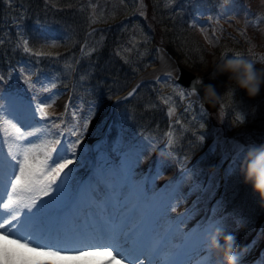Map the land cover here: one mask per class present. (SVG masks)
Wrapping results in <instances>:
<instances>
[{
  "label": "rangeland",
  "instance_id": "1",
  "mask_svg": "<svg viewBox=\"0 0 264 264\" xmlns=\"http://www.w3.org/2000/svg\"><path fill=\"white\" fill-rule=\"evenodd\" d=\"M54 3V0H50ZM224 0H222L223 3ZM226 1V0H225ZM79 2H82V5H79L81 9H84L87 11L88 15V22L90 25L89 32L91 33V38L86 39L83 42L82 46V52L87 53V51H90L89 44L93 41L94 43L98 42L101 36V31L104 27H109L111 23L115 21H123V30L127 31L125 36H121L118 38L117 43V53L121 57V59L125 63H132L134 69L140 71L144 69L146 62L148 61V64H151L152 62H155L158 60L159 56L163 55L166 56L167 53L165 51L157 50V46L155 44H159L160 41H165L168 45V38H173L174 41L178 40L180 36L182 35V25L179 23L177 26L176 24H172V22H176L174 19H172L169 14H167V10H170V14L173 17L174 16V9H176L175 6H178L180 4V0H79ZM169 4H171L172 7H169ZM253 9L255 8V5L252 6ZM213 9L209 5V0H194V4L192 5L191 9L187 14H191L189 18H192L194 15L195 22L198 25V29L201 30L204 36V39L207 43V46H209L211 49L214 48L213 54L207 55L202 54L199 51H196L194 46H192V43H196V38L189 34L190 40H184L183 46L186 51H188L189 55H196V58L199 57L201 64L196 66H193L190 62L187 61V59H182L179 57L178 52L172 50L175 55L178 57L180 62L185 65L186 67L190 68L191 70L196 71L200 79L201 77L204 78L206 84H210L209 81H207V78L209 74H207L209 68H211L212 64L214 62H220L223 59L230 58L229 56H221L219 55L218 51L215 49L218 47V44H214L213 42V36L211 35L210 28L211 26L210 22L217 23L215 25L214 32L221 29V23L223 22L226 27H229L231 30H233L236 33H242L244 29H247L248 27H252V31L255 33L254 45L257 46V52L259 53V57L264 60V49L262 48V40L260 39L261 32H255L253 30V24L256 26V23L253 22L251 25L247 22H244L243 16L245 13L244 6L238 2V0H230L228 3L223 5V8L221 9L220 13L216 14H210ZM212 13V12H211ZM134 19L130 24H128L129 16ZM93 19H95L96 22H91ZM128 24V25H127ZM250 25V26H249ZM95 34H94V33ZM163 32L166 34L167 37H163ZM249 33V31H247ZM262 32L263 29H262ZM55 33V31L53 32ZM53 36H56L53 34ZM92 39V40H91ZM98 39V40H97ZM164 39V40H163ZM167 40V41H166ZM153 48V50H152ZM193 49L195 52H193ZM153 51V54H152ZM159 52V53H158ZM149 54V55H148ZM144 55H148V60L146 58H143ZM259 58V59H260ZM195 63V61L193 62ZM254 65L257 68L264 67V61L262 60H255ZM18 71L19 66H17ZM144 71V70H143ZM173 72V71H172ZM176 72V69H175ZM171 74H168L167 76L163 77V81L161 83H164L165 81L169 83ZM26 78V77H23ZM217 78H221L222 75L217 76ZM19 79L22 80L20 77ZM226 82L227 80H222ZM161 83L158 85L159 91V99L167 104V114L169 117V120H171V123H173L170 134L172 138V145H178V139L182 138L184 141L190 145H197L198 143H201L204 149L210 147L211 152L213 154H217L220 158V161L223 163L221 166H218L217 170H210L208 172V179L212 181L213 178L221 179V182L225 183L228 179V177L237 174L238 172H231V166L238 162V164L243 168L246 173L247 167L249 164H252L254 160H256L255 157H253L252 151L258 150V146L255 145H246V144H257L254 142H248L247 141V132H249L245 125L241 123L240 120L237 119V114L231 112H222V105L225 106V104L219 105L218 112L217 109L212 114H209L201 108V106H197V109L201 110L204 113V116H201L197 113H190L188 116V120L192 121L188 125L184 124L182 125L181 129L178 128L179 122L181 120V117H186L184 114L181 116L182 111L187 107L189 110H193L194 101L189 100L188 93L190 91L180 88L183 90L184 95L183 97L178 94L179 101H175V99L171 98L166 91H164L163 88H161ZM264 91V88L262 87L260 94H262ZM12 93H5L3 96V107H6V101L14 94V91H11ZM172 96V92H171ZM224 98V103H226L227 106L231 104V101L229 103V99H226V96L222 95ZM167 101V102H165ZM69 105L67 109H65V105ZM191 105V107H190ZM200 105V104H199ZM92 101L87 102L86 111L81 114L82 116H87L89 114V109L92 107ZM95 106V105H94ZM81 105L78 103L76 107H71V104L64 102L61 104L60 107H58L56 104L53 105V107L50 108V111L52 114L58 115V113H63L59 117V121L64 119H67V116L72 111V120L73 113L76 112L77 115L80 114ZM169 108H174V114L169 115ZM59 109V110H58ZM58 110V111H57ZM68 110L69 112H66ZM49 111V110H48ZM240 114V113H239ZM104 114H102L101 109L97 106H95V115L93 118L95 119V122L99 121L100 117H102ZM243 115L244 114H240ZM198 116V117H197ZM200 116V117H199ZM212 116V117H211ZM107 117V115H106ZM92 121V119L90 120ZM122 121H125L123 118ZM196 121H199L197 123H194ZM76 123V121H75ZM74 124V123H73ZM66 125V129L69 128V132L72 130V126ZM248 126H253L255 128H263V130H259L260 133L256 134V138L261 140V145H264V124H263V118L262 120H258V122L250 123ZM128 129V126H124L122 124H117L116 126V133L113 138V144L114 147H112V151L115 154V149L117 147H122V144L124 143V136L126 131ZM187 132V133H186ZM186 133V135L184 134ZM129 139L135 140L137 138V142L141 140H145L149 149H152L153 144L152 141L143 137H139L138 133L136 131H131L129 134ZM187 136H190L192 139L188 138ZM68 140L64 141V143L61 144L65 149H67L69 145V140L71 137V134L65 133L64 139ZM167 138L169 139V135H167ZM202 138V139H201ZM81 148L84 150L80 154L79 157H84L89 154H108L105 147H109L106 144L105 138L98 140L93 143H87L84 144L82 141L80 143ZM244 149L242 157L237 160V157L241 155L240 150ZM249 149V151H246ZM164 152H158V161L169 164H173L172 161L165 162L166 156ZM67 154V153H66ZM208 160L211 158V154L208 152L206 155H204ZM182 158V157H181ZM184 159V158H182ZM210 161V160H209ZM111 161L105 160L102 162L105 163L106 168H108V165ZM211 163V161H210ZM176 164V162H175ZM177 167L180 168L178 164H176ZM225 167L224 169H222ZM234 168H236V165H233ZM257 167L260 169H264V161H258ZM170 174H175V172H171ZM214 174H217L215 176ZM74 178V175L68 173L67 180L58 181V185H54L55 188V194L53 197L44 196L40 201L37 202L36 207H34L31 212H29V215H36V214H42L43 211L47 209L46 206L43 205L44 200H47L48 198L54 199L51 203H55V198L65 193L66 185H69ZM219 184V183H218ZM191 187H189L190 190H188V195H194V192H197L200 188H198L195 184H189ZM194 191V192H193ZM61 198V197H60ZM253 199L257 198V196L254 194L252 196ZM219 202V204H218ZM209 204V196H207L205 204ZM211 211L210 215L206 219L205 218V212H206V206L204 210L200 213H198V216L201 220L204 222L211 216H213V208H215L214 216L216 217V212H219V210L222 208L221 201L217 200V197L215 199V202L211 203ZM232 216L227 217H219L217 216L215 219H219L222 223H218L222 229L223 233L225 235L231 234L236 243V256H237V264H264V240L263 242L261 239L264 238V218L260 220L261 226L259 224L255 223L256 227H254L250 222L246 224L245 220L243 219L241 215V211L238 208H230ZM251 208H247L246 212H244V215H250ZM257 228V229H255ZM249 234L254 235V237H249ZM249 240L248 246L245 245V242ZM5 243L2 239H0V246H2ZM252 244V246H251ZM250 245V247H249ZM9 247H14L12 245H9ZM248 248L252 249V254L255 255V259L253 261L249 260V253L250 250ZM24 251V250H20ZM27 256L32 255L31 253H25ZM40 259H48L47 257H40ZM0 264H4L3 260L0 259Z\"/></svg>",
  "mask_w": 264,
  "mask_h": 264
},
{
  "label": "snow or ice",
  "instance_id": "2",
  "mask_svg": "<svg viewBox=\"0 0 264 264\" xmlns=\"http://www.w3.org/2000/svg\"><path fill=\"white\" fill-rule=\"evenodd\" d=\"M91 22L96 21L93 19ZM21 44L24 52H33L26 38L21 37L17 47H20ZM34 54L43 55L39 51ZM236 55L240 56L241 54L236 53ZM25 83L29 88L35 87L28 78H25ZM200 84H202L201 80L194 81L192 92L189 94L197 92L196 85ZM55 87L56 84L52 83L50 86L44 87L43 91L51 92V89ZM133 92L128 95L131 96ZM233 93L234 90L230 89L229 95ZM180 95L183 97V90ZM55 101V94L46 97L36 104L34 112L30 105L29 119L33 123H37L35 117L39 116L40 121L44 122L40 127L32 128L30 131L25 130V124L16 120V117L7 118L3 105H0V159H2V167L7 177L3 182V188L0 189V239L5 241L0 246V259L4 264H113V261L119 264L120 260L127 261V264H217L212 260L205 240L206 235L212 230L223 231L215 220V208L212 210L213 216L203 222L196 232L189 234L186 229L179 228V224L184 222L183 217L176 218L178 220L176 225L165 227L164 214L170 205L145 204L144 207L151 213L150 228L147 232L137 233L136 241L127 248L125 247L128 243L127 240L117 244L112 242L111 237L105 240L99 233H97L98 239L61 246L38 243L31 236L22 234L19 228L22 212L24 210L31 212L42 197L49 196L54 191L53 186L58 185V181L67 180L68 172L71 169L69 165L77 159V147L84 139L89 122L95 115V106L93 105L89 109V114L83 118L81 128L80 118L76 112L73 113L76 123L72 126L71 135L76 139L68 145L67 149L63 146L56 147L61 144L59 139H43L39 144L29 141V137L39 136L48 124H51L52 128L60 127L59 124L49 120L48 109L53 107ZM68 107L69 105L66 104L65 109ZM173 114L174 108H169V115ZM237 119L243 122L244 117L238 113ZM166 135H169V145H171L173 143L171 135ZM25 141L28 142L25 143ZM5 145H7V156L4 155ZM117 151H119V147ZM243 151L244 149L240 150L241 155L237 157V160L242 157ZM40 153H43L42 158ZM66 153L71 154V158ZM258 159L257 156L256 160ZM256 160L252 163L253 167ZM188 171L190 173L191 170ZM9 185L11 190H9ZM5 196H7L6 201ZM178 239L179 244L176 243ZM9 245L14 247L10 248ZM25 253L32 255L27 256ZM100 256H107L110 259L97 262L95 258ZM40 257L48 259H40Z\"/></svg>",
  "mask_w": 264,
  "mask_h": 264
},
{
  "label": "trees",
  "instance_id": "3",
  "mask_svg": "<svg viewBox=\"0 0 264 264\" xmlns=\"http://www.w3.org/2000/svg\"><path fill=\"white\" fill-rule=\"evenodd\" d=\"M55 2L53 4L45 3L44 0H20V2L26 4L30 10V13H37L39 16L43 18H49L55 21H62L64 22L68 27H70V33L71 34L66 39V46L69 48H72L73 46L77 45L76 43H73L74 40H83L86 37L87 32V24H88V13L86 10L81 9L79 7L80 2L79 0H54ZM6 16V9L3 7L2 2L0 0V35L3 32L2 36L0 38L8 39V36L5 34V27H4V20ZM172 24H176L178 26V22H172ZM3 27V29H2ZM182 35L176 42L173 38H168V42L170 46L179 54V57L182 59H187L188 62L193 64V66H196L201 64L200 58L196 55H189L188 51L184 49L183 41L184 40H190L189 37V31L183 24L182 28ZM163 37H167L166 34L163 32ZM227 40H224L223 38L218 39V47L215 49L219 51L222 54H229L232 57L237 56L236 53H240L242 57L249 58L252 52V48L250 46L249 40H245L243 38H238L237 40H231L229 38H226ZM69 40H72L69 42ZM8 43L1 42L0 40V46L3 48L7 47ZM192 46H194L196 51H199L202 54H207V51L205 52V48H202V46L199 44L198 40H196V43H192ZM78 46L74 47L72 50H68L70 52H75ZM193 52L194 49H193ZM18 53V52H17ZM16 52H9L6 53L0 52V62H3L4 60L11 59ZM109 54V46L106 45L104 48L100 49L96 53L95 60L99 61V63L103 64V61L108 57ZM5 58V59H4ZM195 61V63H193ZM214 65L209 68V76L207 78V81L214 87L216 93L218 96H220V99H224L222 95L230 98L231 105L233 104V107L237 110L242 106L241 110H246L245 106L253 105L256 106L252 111H250L249 115L251 118H254L255 120H262L264 119V92L262 94L257 95L254 98H248L242 91L234 89L227 81L224 82L222 80H227V77L222 75L221 78H211V73L213 72ZM104 70H106L108 73H110L108 76L104 77ZM124 72V66L119 65L118 63L108 62L105 66H101L98 70H96L94 76L92 79H90V84H92V91L95 92L97 90H101L104 92L106 88H109L110 90L114 89L117 85L118 87L121 85V83L124 80V76H122ZM120 86L119 88H121ZM233 89L234 93L232 95H229V90ZM78 94L74 95V97H77ZM240 103L242 105H240ZM249 121L248 119H245L243 122ZM248 131H253V128H247ZM252 187L250 183H245L244 179L242 180L241 184L239 185L238 189L234 191V194L232 196V199L237 203L238 206H241L242 208H247L250 205H255V203L252 200ZM225 192V196H226ZM256 201L259 203L258 198H256ZM229 204V203H228ZM260 204V203H259ZM255 207V208H254ZM250 210V219L254 222L259 223V220L261 218V214H264V208L261 206L255 205Z\"/></svg>",
  "mask_w": 264,
  "mask_h": 264
},
{
  "label": "clouds",
  "instance_id": "4",
  "mask_svg": "<svg viewBox=\"0 0 264 264\" xmlns=\"http://www.w3.org/2000/svg\"><path fill=\"white\" fill-rule=\"evenodd\" d=\"M220 75L226 76L227 82L234 89L242 91L248 98L259 95L264 87V67L257 68L253 62L242 56L214 62L211 78L215 79ZM204 91L210 102L214 103L219 99L211 84L206 85ZM258 157L254 167L253 164L248 165L244 182L251 184L260 206L264 208V169L257 167L258 161H264V145L260 146ZM205 240L206 248L217 264H237L236 243L231 234L225 235L221 230L214 229L206 235Z\"/></svg>",
  "mask_w": 264,
  "mask_h": 264
},
{
  "label": "water",
  "instance_id": "5",
  "mask_svg": "<svg viewBox=\"0 0 264 264\" xmlns=\"http://www.w3.org/2000/svg\"><path fill=\"white\" fill-rule=\"evenodd\" d=\"M179 81L183 82L185 85H187L189 87H192L193 83L195 81V76L192 73H190V72L186 71L185 69L181 68V76H180ZM196 88H197V91L202 96L203 103L205 105H209V100L206 98L205 92H203V90H202V86L201 85H196Z\"/></svg>",
  "mask_w": 264,
  "mask_h": 264
},
{
  "label": "bare ground",
  "instance_id": "6",
  "mask_svg": "<svg viewBox=\"0 0 264 264\" xmlns=\"http://www.w3.org/2000/svg\"><path fill=\"white\" fill-rule=\"evenodd\" d=\"M263 20V22H264V18L262 19ZM29 256H31L30 254H29ZM95 260L97 261V262H104V261H107V260H109V258L108 257H96L95 258Z\"/></svg>",
  "mask_w": 264,
  "mask_h": 264
}]
</instances>
